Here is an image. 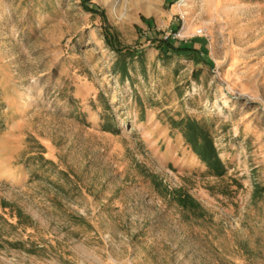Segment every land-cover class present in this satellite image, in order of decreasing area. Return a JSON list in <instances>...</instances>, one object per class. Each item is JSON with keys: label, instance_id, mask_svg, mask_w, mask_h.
Listing matches in <instances>:
<instances>
[{"label": "rangeland", "instance_id": "rangeland-1", "mask_svg": "<svg viewBox=\"0 0 264 264\" xmlns=\"http://www.w3.org/2000/svg\"><path fill=\"white\" fill-rule=\"evenodd\" d=\"M0 264H264V0H0Z\"/></svg>", "mask_w": 264, "mask_h": 264}, {"label": "trees", "instance_id": "trees-1", "mask_svg": "<svg viewBox=\"0 0 264 264\" xmlns=\"http://www.w3.org/2000/svg\"><path fill=\"white\" fill-rule=\"evenodd\" d=\"M94 12L96 10L92 9ZM114 37H105V41L109 48L118 55L117 67L120 70V78L125 79L128 77L127 65L134 59L142 58L140 52L134 51L132 49L121 48L120 45L115 42ZM155 48L158 51L160 58L167 62L173 55H180L182 53L193 54L197 52L194 48L187 47L181 42L163 37H153L150 39ZM171 127L178 128L181 136L185 142L190 146L194 157L199 160V162L204 165L207 170L216 177H221L225 173V168L221 163L218 152L209 132L201 126L198 122L190 119L171 121ZM176 200L181 206L191 205L194 202L191 200L189 195L183 194L178 191Z\"/></svg>", "mask_w": 264, "mask_h": 264}, {"label": "bare ground", "instance_id": "bare-ground-1", "mask_svg": "<svg viewBox=\"0 0 264 264\" xmlns=\"http://www.w3.org/2000/svg\"><path fill=\"white\" fill-rule=\"evenodd\" d=\"M196 160V158H194Z\"/></svg>", "mask_w": 264, "mask_h": 264}, {"label": "built area", "instance_id": "built-area-1", "mask_svg": "<svg viewBox=\"0 0 264 264\" xmlns=\"http://www.w3.org/2000/svg\"><path fill=\"white\" fill-rule=\"evenodd\" d=\"M199 34H201V33H199Z\"/></svg>", "mask_w": 264, "mask_h": 264}]
</instances>
